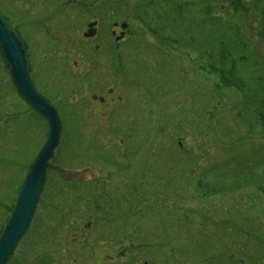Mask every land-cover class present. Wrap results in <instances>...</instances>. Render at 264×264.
<instances>
[{"label":"rangeland","instance_id":"obj_1","mask_svg":"<svg viewBox=\"0 0 264 264\" xmlns=\"http://www.w3.org/2000/svg\"><path fill=\"white\" fill-rule=\"evenodd\" d=\"M215 1L217 16L209 0H0L64 124L61 171L7 264H264V133L248 129L244 95L203 69L202 52L231 51L263 93V16ZM137 13L196 43L159 44ZM115 21L130 24L120 62ZM47 137L0 55V231Z\"/></svg>","mask_w":264,"mask_h":264},{"label":"water","instance_id":"obj_2","mask_svg":"<svg viewBox=\"0 0 264 264\" xmlns=\"http://www.w3.org/2000/svg\"><path fill=\"white\" fill-rule=\"evenodd\" d=\"M91 23L85 37L96 35ZM123 31H130L123 21ZM124 34L121 36L123 37ZM119 37L117 40H119ZM0 55L9 70L18 95L48 123V137L29 166L11 216L0 236V264H7L28 232L45 188L48 172L61 171L52 160L61 145L64 124L54 103L37 88L31 74L29 56L23 39L0 14Z\"/></svg>","mask_w":264,"mask_h":264},{"label":"trees","instance_id":"obj_3","mask_svg":"<svg viewBox=\"0 0 264 264\" xmlns=\"http://www.w3.org/2000/svg\"><path fill=\"white\" fill-rule=\"evenodd\" d=\"M219 2L221 4H225L228 7V9L232 10L233 13L234 12L238 13L239 16L241 17L247 15L252 8L257 9L261 7V16H263L262 17L263 32L258 33L257 36H259V38L261 39H264V0H219ZM218 5L219 4H216L215 0H209V2H207L206 5H204L205 7L204 11L206 15L210 16V14L216 12L217 13L216 16H217L218 12L220 11ZM0 14L7 20V22L15 29L17 34L21 37L20 35L21 33L19 29H17L9 22L8 19L9 17H7V15L5 14H2L1 12ZM136 18H139L140 21L142 22L143 21L146 22L145 24L148 26L150 31L156 37L157 42L159 44H162L163 46L168 45L171 48H175L174 44L177 45V43L179 44H188V43L191 44V42L196 43L193 41V39L189 40V38L188 39L185 38L186 36L184 37L180 35L169 34L167 33L168 31H166V28L163 29V27L161 26L151 27V25L149 24V22L146 21V19H142L141 13L140 14L137 13ZM202 52L207 55V59H208L207 60L208 64H203L204 65L203 69H206V71L210 72L211 74L212 73L216 74V76L219 78V85L234 88L240 91L242 95H244V99H245L244 111L245 113H248V126H249L248 129L255 128L252 131L256 130L258 132L261 131L262 133H264V92L262 93L260 91L256 93L253 92L252 90H248L249 89L248 84L241 75V73H239L236 65L237 63L235 62V60H232L233 58L230 55L231 51L227 50L225 47L222 48L220 53L219 52L215 53L208 49ZM51 171L57 173V170L54 169L49 170V172ZM14 206L12 207L11 213L13 211ZM2 232L3 230L0 231V235Z\"/></svg>","mask_w":264,"mask_h":264},{"label":"flooded vegetation","instance_id":"obj_4","mask_svg":"<svg viewBox=\"0 0 264 264\" xmlns=\"http://www.w3.org/2000/svg\"><path fill=\"white\" fill-rule=\"evenodd\" d=\"M106 0H98V3L94 6V5H91V6H89V8H97V6L101 3V2H105ZM86 6H88V5H86ZM100 14H96V16L98 17V19L97 20H95V21H91V22H89V24H88V28H87V30L89 29V25L91 24V23H97V25L94 27V29H96V35L95 36H91L90 38L91 39H94V38H99L100 36H101V30H102V28H101V26H100V21H101V17L99 16ZM95 16V17H96ZM123 23V21L122 22H116L115 21V24H114V28L112 29V31H111V34H112V36H113V39H114V42H111V44L113 45L112 46V51L113 52H117V53H114V55H117V56H115L114 57V62L115 61H118V62H120V61H122V58H123V54H124V52H125V49L123 50V46H124V42H125V39H126V37L130 34V31H123L122 30V26H121V24ZM87 32V31H86ZM85 32V33H86ZM124 34V36L123 37H121L122 35ZM85 35V34H84ZM119 37H121L119 40H117ZM111 41H112V39H111ZM101 45V44H100ZM102 46V45H101ZM98 49H99V46L97 47V51H98ZM102 51H105V50H103L102 49ZM118 56H120V58H118ZM32 70V69H31ZM112 92H114V90L112 89V90H110V94H112ZM96 99H97V96H94ZM100 101H102V102H104L105 101V99H104V97L103 96H101V98H100Z\"/></svg>","mask_w":264,"mask_h":264}]
</instances>
